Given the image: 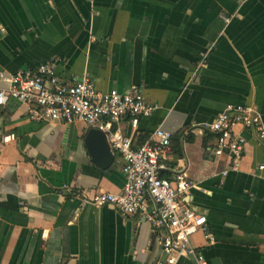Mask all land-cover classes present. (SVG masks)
I'll use <instances>...</instances> for the list:
<instances>
[{"label":"crops","instance_id":"crops-1","mask_svg":"<svg viewBox=\"0 0 264 264\" xmlns=\"http://www.w3.org/2000/svg\"><path fill=\"white\" fill-rule=\"evenodd\" d=\"M54 60L63 80L87 76L101 92L139 86L157 108L135 130L127 119L120 127L136 146L156 128L172 134L169 163L194 183L182 201L212 238L196 232L192 245L208 264H264L263 147L236 126L241 158L214 156L206 127L229 104L253 106L264 123V0H0V69ZM89 128L32 120L15 99L0 107V264L164 258L163 232L144 215L81 203L82 190L118 193L124 183L117 153L107 169L92 161Z\"/></svg>","mask_w":264,"mask_h":264},{"label":"built area","instance_id":"built-area-1","mask_svg":"<svg viewBox=\"0 0 264 264\" xmlns=\"http://www.w3.org/2000/svg\"><path fill=\"white\" fill-rule=\"evenodd\" d=\"M221 17L224 22L229 21V17ZM55 67L56 60L13 72L0 69V107L15 99L26 106L32 120L62 124L79 121L100 130L109 149L121 159L124 183L118 193L82 190L81 203L111 204L124 216L144 215L154 230L163 232L160 242L164 258L158 264H175L182 256H193L197 264H208L202 252L192 245L191 237L202 232L206 240L212 238L205 216L182 201L194 183L183 166L169 163L172 134L156 128L136 146L132 135L120 127V122L127 119L131 130H135L139 119L150 116L157 105L146 100L135 84L125 92H101L87 76L63 80ZM236 126L251 130L263 147L262 160L256 167L258 173H263L264 123L253 106L226 105L206 124L215 135L210 152L214 156L227 154L233 162L239 160L246 140L235 132ZM12 138L13 134L3 135L2 141ZM169 170H173L171 175H165Z\"/></svg>","mask_w":264,"mask_h":264},{"label":"water","instance_id":"water-1","mask_svg":"<svg viewBox=\"0 0 264 264\" xmlns=\"http://www.w3.org/2000/svg\"><path fill=\"white\" fill-rule=\"evenodd\" d=\"M85 143L92 161L101 169H107L113 160V156L104 134L97 128L90 127L85 136Z\"/></svg>","mask_w":264,"mask_h":264},{"label":"trees","instance_id":"trees-1","mask_svg":"<svg viewBox=\"0 0 264 264\" xmlns=\"http://www.w3.org/2000/svg\"><path fill=\"white\" fill-rule=\"evenodd\" d=\"M165 175H168V173H164Z\"/></svg>","mask_w":264,"mask_h":264}]
</instances>
